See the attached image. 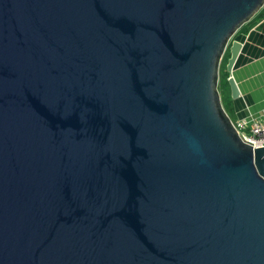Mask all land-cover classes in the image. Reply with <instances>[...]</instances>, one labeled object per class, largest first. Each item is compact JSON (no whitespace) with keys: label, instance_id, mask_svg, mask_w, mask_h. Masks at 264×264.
<instances>
[{"label":"water","instance_id":"95a60500","mask_svg":"<svg viewBox=\"0 0 264 264\" xmlns=\"http://www.w3.org/2000/svg\"><path fill=\"white\" fill-rule=\"evenodd\" d=\"M264 0H0V264H264V147L230 97Z\"/></svg>","mask_w":264,"mask_h":264},{"label":"crops","instance_id":"0c3cea01","mask_svg":"<svg viewBox=\"0 0 264 264\" xmlns=\"http://www.w3.org/2000/svg\"><path fill=\"white\" fill-rule=\"evenodd\" d=\"M242 44L233 77L240 97L231 100L228 116L235 121L257 115L264 108V5L235 34Z\"/></svg>","mask_w":264,"mask_h":264},{"label":"built area","instance_id":"2783aa9c","mask_svg":"<svg viewBox=\"0 0 264 264\" xmlns=\"http://www.w3.org/2000/svg\"><path fill=\"white\" fill-rule=\"evenodd\" d=\"M232 125L244 144L252 149L264 147V108L255 116L232 121Z\"/></svg>","mask_w":264,"mask_h":264},{"label":"rangeland","instance_id":"374dc122","mask_svg":"<svg viewBox=\"0 0 264 264\" xmlns=\"http://www.w3.org/2000/svg\"><path fill=\"white\" fill-rule=\"evenodd\" d=\"M227 52H226V54L224 55V57H223V59H222V61H221V63H220V68H219V84H218V91H219V94H220V99H221V103H222V106H223V108H224V110H225V112H226V110H228V97H227V95H226V90H227V84H226V82H227V79H225V77H226V74H228L227 73V67H226V65H227ZM220 82H222L223 83V87H225V91L226 92H224V94H223V92L222 91H220ZM223 89V88H222ZM227 97V98H226ZM232 100V99H231ZM230 119L232 120V121H235V117L232 115V116H230Z\"/></svg>","mask_w":264,"mask_h":264},{"label":"trees","instance_id":"16d2710c","mask_svg":"<svg viewBox=\"0 0 264 264\" xmlns=\"http://www.w3.org/2000/svg\"><path fill=\"white\" fill-rule=\"evenodd\" d=\"M228 53V52H227ZM229 53L227 54V59H229ZM228 78V74H226V77H225V79H227ZM226 84H227V92L225 91V87H223L224 85H223V83L222 82H220V91H222L223 92V94H224V92H226V95H227V97H228V110H226V113L228 114V111H229V104H230V102H231V97H230V90H229V85H228V82H226ZM223 88V89H222ZM226 97V98H227Z\"/></svg>","mask_w":264,"mask_h":264}]
</instances>
